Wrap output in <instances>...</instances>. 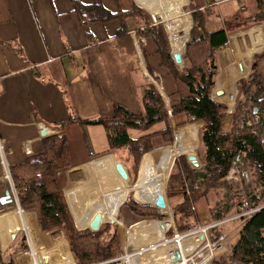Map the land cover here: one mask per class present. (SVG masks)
Returning a JSON list of instances; mask_svg holds the SVG:
<instances>
[{"label": "crops", "instance_id": "obj_1", "mask_svg": "<svg viewBox=\"0 0 264 264\" xmlns=\"http://www.w3.org/2000/svg\"><path fill=\"white\" fill-rule=\"evenodd\" d=\"M186 2L0 0V143L4 148L6 162L2 164L0 160V196L8 191L10 200L0 207L5 212L14 211L10 213L12 216L0 217L1 227L2 224L7 225L9 219L14 221L15 217L19 219L17 225L22 224V213L9 180V166L18 165L28 156L42 152L44 139L54 134L66 137L72 161L71 170L78 168L83 171L81 179L64 189L68 207L73 206L74 215L78 216L77 223H82L79 220L82 215L93 217L99 214L100 221L105 218L104 215L114 216L115 201L129 190L134 191V197L140 204L156 207V200L163 195V184L168 177L162 173V182L159 184V178L154 177L156 169L165 166L171 169L179 156L197 157V154L179 150L180 154L169 164L171 158L168 145L144 152L138 164L135 182L126 184L125 178L117 175L114 169L115 154L123 158L125 148L115 149L110 146L102 125H91L81 120L110 118L117 107L136 113L143 110L142 91L148 75L147 64L153 69L159 59L147 45L149 41L146 33L155 25L152 24V15L161 14L164 19L171 54H182L191 26V16L182 8ZM235 2L248 7L250 12L255 10L253 0H249L251 6L244 0H213L211 3L205 0L191 7L188 2V10L194 12L205 8V5L217 8L222 6L229 15L236 8ZM99 7L107 11L108 15L104 16ZM221 21L223 25V19ZM253 30L251 28L248 31L250 44L244 50L238 48L235 53V66H224L223 75L216 78L213 95L217 101L229 107L236 97V81L247 72L246 61L263 44L262 33L253 35ZM229 36L227 34V38ZM150 53L153 54V66ZM217 90L223 93L216 95ZM191 125L196 126L197 149L199 123L181 127L189 131ZM40 126L45 127L48 134L42 136ZM181 127H174L172 143L174 138L175 141L180 140L184 134L175 137V130ZM130 133L140 135V131ZM76 142L82 153L79 157H74ZM105 151L107 153H103ZM197 161L200 163L198 157ZM166 206L156 208L166 211ZM83 219L85 223L82 224L88 227V219ZM159 222L149 221L144 224L147 233L134 234H151L157 242L163 233L158 228L162 223ZM10 237L7 233L1 237L4 245L0 246L1 251L7 248L6 239ZM180 238L183 237H174L171 242ZM133 243H129L128 248H138ZM175 249L181 255L180 260L188 255L181 254L182 248ZM193 250L195 248L191 252ZM143 256L142 259L136 257L135 260H139L136 264L146 261Z\"/></svg>", "mask_w": 264, "mask_h": 264}, {"label": "trees", "instance_id": "obj_2", "mask_svg": "<svg viewBox=\"0 0 264 264\" xmlns=\"http://www.w3.org/2000/svg\"><path fill=\"white\" fill-rule=\"evenodd\" d=\"M206 1L211 3L213 0ZM191 2L194 4V0H190ZM253 2L255 10L252 12L248 11L246 6L236 5L229 15L223 14L217 7L203 8L191 13L190 35L185 42L184 56L182 55L188 64L184 72L176 69L169 54L168 41L161 24H155L146 33L147 36H151L155 44L159 65L168 70L167 73L173 80L181 82L185 87L183 95H180L178 99L170 100L172 115L176 120L183 119L177 122V126L194 121L202 124L198 131V139L203 149L202 167L194 169L183 160L180 164L175 163L171 170L170 179L174 181V188L179 190L176 195L170 194L171 199L174 197L180 199L178 203L171 200L178 233L187 232L195 226L193 222L195 209L198 205L206 204L205 201L202 203V199L211 195L210 193L219 195L214 204L209 206L211 220H213L211 222L239 212L238 206L241 203L234 204L232 201V197L237 193L223 179L228 174L233 161L241 153H244V166L252 169L255 181L260 187V194L264 195V122L261 124L263 126L258 127L255 132L246 127L236 130L237 128H233L234 122L230 129H226L223 127V119L227 117L226 107L231 112L233 104L231 107L226 105L225 107L212 96L216 73L215 52L225 47L227 34L253 24H260L264 31V0H253ZM99 9L102 13L104 12V16L108 15L107 11L101 7ZM212 16L219 19H223L224 16L223 25L210 28L209 18ZM242 82L241 85L240 80L237 83L239 95L245 94L254 87L255 95L249 97V100L256 103L259 109L257 111H262L261 109H264V51L253 56L251 72L248 79ZM142 103L143 110L139 113L117 107L110 118L81 121L91 125H102L109 145L115 149L125 148L128 151L135 143L150 141V136L155 134L170 140L166 110L157 92L145 86L142 91ZM156 124L161 127L151 131V127ZM131 131H140L141 134L133 137ZM150 149H152L151 144H147L138 152V155ZM118 159L127 169L126 172L132 167L124 163L125 158ZM137 160L138 157H136ZM71 163L65 135L54 134L44 139L42 152L28 156L18 165L9 166V175L20 210L22 209L24 222L28 228L32 227L30 223L28 224L29 220L26 221L25 212L33 211L37 226L42 232L62 230L76 264H90L116 256L121 249L120 251L118 249L117 232L113 224L106 222L104 229L101 224L100 229L96 231L88 227L78 230L74 225L64 197V188L67 184L66 171L72 167ZM165 184L166 180L162 193L167 202V210L162 211L152 206L151 208L160 214L154 217L162 218L164 215L161 212L170 216ZM168 186L173 189V185ZM218 188L224 189L225 192L218 194ZM131 195L138 202L132 193ZM126 196L127 194L123 195L117 204L119 218L132 219L131 215L141 214L140 210L144 211L143 209L151 206L131 203V206L127 207L124 201ZM243 197L248 206L260 205L259 195L253 193L249 184L245 186ZM123 205L128 208V213L122 210ZM232 223H236V232L235 240L230 246L229 257L226 259L227 263L264 264V207L248 217L233 219ZM216 226L209 229L208 238L213 242L222 234L219 226ZM110 231H112L110 238L104 240V235ZM16 242L17 237L5 252H0V264H15L13 253L26 249L27 245L23 237H21V243Z\"/></svg>", "mask_w": 264, "mask_h": 264}, {"label": "rangeland", "instance_id": "obj_3", "mask_svg": "<svg viewBox=\"0 0 264 264\" xmlns=\"http://www.w3.org/2000/svg\"><path fill=\"white\" fill-rule=\"evenodd\" d=\"M205 0H194V4L193 2L190 3V0H187L186 4L183 5V10L185 12H187L188 14H190L189 12L191 10H188V2H189V7L191 6H195V3H203ZM246 1L248 4L250 3L249 0H244ZM208 4V3H207ZM235 6L237 5L236 2L234 3ZM205 5V4H203ZM249 6H251V4H249ZM231 7V6H230ZM207 8H211L208 7L207 5H205L204 9ZM251 9V8H250ZM220 11L226 14V10L224 9V7L220 6ZM192 13V11H191ZM153 17H155V21H152V24H161L163 31L165 33V37L168 41L167 35H166V31H165V27H164V19L161 16V14H156V15H152ZM227 18V17H225ZM224 19V16H223ZM222 23L221 19L219 18H213L210 17L209 18V27H216L218 25H220ZM191 25H192V19H191ZM191 28V26H190ZM254 28L253 30V35L261 32L262 33V40H263V44L262 46H260V50L254 54H252L251 58L249 61H246V66H247V72H245V74L243 75V77H240L237 81H236V97L234 99V103L232 106V111L230 112L228 110V108L226 107L227 105L225 103H221L226 107V115L227 117L225 119H223V127L226 129H230L232 122L235 123L233 128H237L236 130L242 128V127H246L247 129L255 132L258 127L263 126L261 125L264 122V118L259 119L258 121L255 120L254 115L255 114H261L262 112H264V109H261L262 111H257L259 110L256 106V103H253L252 101L249 100V97H251L254 93V87L250 88V90L248 92H246L245 94H241L239 95V84L238 81L240 80V85L241 83H243L242 81H245L248 79L249 73L251 72V65H252V60H253V56L256 54H260L264 51V31L262 30V27L260 24H253L248 26L245 29L242 30H238L236 32H232L229 33V37H228V43L225 45V47H223L222 49H220V51H216L215 52V65H216V73L214 75V86L216 83V78L217 76H222L223 75V71H224V66H228V65H233L235 66V53L237 52V49H241L244 50L246 46H248L250 44V38L248 35V31L249 29ZM159 33V32H158ZM189 33H188V37L187 40L189 39ZM148 41L147 45L150 48L151 52L155 53V44L154 42L151 40V36H147ZM186 40V41H187ZM167 46L169 49V54L170 53V46L169 43L167 42ZM223 50V53L221 54V51ZM185 51V48H184ZM184 51H183V56H184ZM156 58L158 59V55H155ZM172 57V55H171ZM150 58H151V63L153 66V54L150 53ZM173 59V58H172ZM183 59V63L181 65H178L176 62H174L176 69L179 72H184V70L187 67V62H185V59ZM174 61V60H173ZM156 63V61H155ZM155 65V64H154ZM147 73L148 75L146 76V87H151L152 89H154L159 98H161L162 102H163V106L166 110V114H167V122L170 126V133H169V137L170 140H166L164 138L161 137V135H151L149 140L150 141H141L140 143H135L128 151H126V149H124V154H123V158H125L126 162H124L126 165L128 166H132L131 168H129V170L127 171L128 176L127 178H125V182L126 184H131L135 178L137 177V171H138V164L139 161L141 159L142 154H140V156L138 155V152L147 144H151L152 149L148 150H154L160 146L163 145H168V151H169V159L167 157V160L169 159V164L170 162H173V158H175L178 154H180V152H178L179 150L181 152L186 151V153H188L189 151L192 154H197V157L200 161L201 167L203 165V162L201 160V156L203 154V149L201 147V143L199 142V145L196 149V145H197V138H196V126L195 125H191V130L184 127V129L181 126H185L187 124H193V123H199L198 127L200 128V126L202 125L200 122L194 121V122H188V123H183L182 125H178L177 126V122L178 121H182L183 119L181 118L180 120H176L175 117L172 115L171 113V104H170V100L172 98H179L180 95H183L185 93V87L184 85L176 80H173L169 75H168V70L159 65V59L157 61V64L155 65V68L152 69V67L148 66L147 64ZM159 86V87H158ZM213 86V89H214ZM213 89H212V96L213 98L216 100L215 96L213 95ZM217 101V100H216ZM254 109L256 110V112L254 113ZM235 112V113H234ZM161 125L164 126L163 123H161ZM161 125H154L151 127V131H154L155 129H158L161 127ZM174 127H181V128H177L175 130V137H178L179 134L183 133L184 134L182 136H180V140L175 141L174 138V142L173 141V129ZM198 128V131H199ZM149 130V131H150ZM132 132V131H131ZM141 134V133H140ZM131 136L136 137V135H132ZM74 157H79V155H81V149L78 147L77 142L75 143V147H74ZM192 150V151H191ZM145 151V152H148ZM136 157H138V160L136 161ZM243 157H244V153H241L239 156H237V158L233 161L232 166L230 167V170L228 172V174L225 176V178L223 179L229 186H231L233 191H236L235 193H237V195H235L234 197H232V201L234 202V204L236 202H242V200H244L243 197V192L245 190V186L249 184V187L252 189L253 193H256L257 195H259V200H260V205L264 204V195L260 194V187L259 184H257V182L255 181V177L253 175L252 169H250L248 166H244L243 164ZM115 161L116 162H120L118 157H116L115 154ZM165 160V159H163ZM166 160V164L167 161ZM172 160V161H171ZM185 160L187 163V159L185 156H179L177 159H175V161L173 162L172 168H168V166L165 167H158L156 169V173L155 176L156 178H159V181L161 184L162 179L160 178L161 174H167L168 177L166 179V184H165V192H166V197L168 199V203H169V209L171 206V210L172 212H170V216H168L167 214L164 215L162 218H158V217H154L156 215H160L158 214L154 209L151 208V206H149L150 208H145L143 209L144 211L140 210L141 214L139 215H131L132 219H123V218H119L117 217L118 214V209H117V204L120 200V198L127 194V196L125 197V205L128 207H130L131 203L135 204V205H140V206H147V205H141L138 202H136L131 193L134 195V191L129 190L126 191L124 193H122L118 199L115 201V204L113 206V214L114 216H110L107 215L103 218L100 223L103 224L101 227H103V229L105 228V223L108 222L110 224H113L116 227V232H117V241H118V249L120 251L121 248V242L122 244L125 243L127 246V243H131V242H135L133 244H135L134 246H138L139 248H144L143 252H139L136 256H140L142 259V256L148 253H153V252H157L160 251L159 254L155 253V259L154 262L155 264H164L163 262L158 263L159 261V256L162 258L164 256H168L171 259H173L174 261V252H169V251H165L162 252L165 247H167L168 244H172V243H177L179 241H183L188 237H191L193 234L197 233H201L199 230L205 228L206 226H209L208 228H206L205 232L206 235L203 238V241L201 242H196V246H195V250H193L191 253H189L184 260H179L176 264H196L197 261L204 256L205 254H208L210 252L211 254V258L208 259V261L206 262V264L209 262V264H229L227 263L226 259L229 257V253H230V246L231 244L234 242L235 240V232H236V223H232L233 220H231L230 217L238 214L239 212L235 213V214H230L228 215L226 218L224 217L222 220L219 221H215V222H220L219 224H217L219 226L220 231H222V238L217 239L215 242L210 241L209 238L208 240L206 239V236L209 237V229L211 228L210 225L214 222H211L213 220H211V213L209 212V206H212L214 204V202L219 198V195L217 196L214 193H210L211 195H209L208 197L204 198V200L202 199V203L205 201L206 204H202V206L198 205V208L195 209V214H194V227H191L187 232L184 233H178L179 234L177 237L182 236L183 238H180L179 240H176L174 242H171L172 239L176 236L173 237L174 235V230H176V225L174 222V212H173V206L171 203V200L174 201L175 203H178L180 199L174 197L173 199H171V195H176V193L179 191L178 189H175L174 186V181L172 179H170V175H171V170H173V166L174 164H180L182 163V161ZM165 164V163H163ZM190 165V164H189ZM191 166V165H190ZM73 168H70L66 171V176H67V184L65 186H71L73 185L77 180L81 179L83 177V171H81L80 169H75L71 170ZM115 169V166H114ZM169 169V170H168ZM127 170V169H126ZM69 171V172H68ZM116 171V169H115ZM117 173V171H116ZM169 173V174H168ZM118 175V173H117ZM162 175V176H163ZM153 177V178H154ZM10 178V175H9ZM10 182H12L11 178L9 179ZM135 182V181H134ZM8 183V180H7ZM9 184V183H8ZM125 184V183H124ZM169 184L173 185V189L169 188ZM13 187V184H11ZM64 188V189H65ZM13 192L15 191L14 189H12ZM217 190H219L218 194H223V192H225L224 189L218 188ZM159 191H160V187H159ZM161 192V191H160ZM2 193V183H0V195ZM130 193V194H128ZM142 194V193H139ZM233 194V192H232ZM17 197V196H16ZM164 200V207L166 206L165 204L167 203L164 196H161ZM123 201V202H124ZM17 202L18 198H17ZM237 204V203H236ZM18 205L20 206V204L18 203ZM242 205V204H241ZM240 206L239 210H240ZM71 207L69 208L71 217L73 219L74 225L75 227L78 228V230H82L83 227L87 228L85 225H83L82 223H85V219H88V224L89 225L91 219L93 218L92 216L89 215H82L79 216V220L82 221V223H77L76 220L78 219V216L74 215V210ZM120 207V206H119ZM125 207L124 205L121 206L122 210L127 212L129 211L128 208ZM167 208V206H166ZM1 211H0V217H4V216H12L10 213H13L14 211H2V207H0ZM158 209V208H157ZM22 210V209H21ZM160 210V209H159ZM128 213V212H127ZM162 214V213H161ZM16 216V215H15ZM25 217H26V221H28V224L30 223L32 227L29 226V228L26 226L23 216H22V224L21 226L17 223H19V219H17V217H15L16 219H9V223L6 224L7 225H3L2 227L0 226V246L4 247L3 245V241L1 240V237L3 236V234L7 233L8 235H11V237L6 239V244L5 246L7 247L5 250L8 249V247L10 246V244L12 243V236L15 234V238L17 237V244L21 243V237H23L24 242L27 245V248L24 250H29V247H31V250L29 253H27L29 255V257L24 256V254H21L19 257V260L22 262H26L27 260L30 262H32V257L36 259L37 264H40L42 261L44 264H75V260L73 258L72 253L70 252L69 246H68V242L67 240L64 238V234L62 232V230H53L50 232H42L41 230H39L38 226H37V222H36V216L35 213L33 211H26L25 212ZM173 217V219H172ZM230 218V219H229ZM108 219L112 220L113 222H109L107 221ZM119 220L121 223L119 225L118 221ZM149 221H160L163 224H165V229H163V233L161 236V240L154 241V239L152 238L151 234H131L132 229L134 228V226H136L139 223H143L146 224ZM159 222V223H160ZM9 225V227H8ZM8 227V228H7ZM217 227V226H216ZM114 228V227H113ZM112 228V230H113ZM6 229V230H5ZM100 229V228H99ZM31 231V232H30ZM194 232L193 234H189L188 232ZM213 231V230H211ZM176 232V231H175ZM190 232V233H192ZM188 233V234H187ZM109 234V235H108ZM112 234V231H110V233H106L104 235L105 239L107 240L108 238H110ZM132 237V238H131ZM130 238V239H129ZM169 242V243H168ZM207 242L211 243V247L207 246ZM128 243V246L130 245ZM30 244V246H29ZM164 246V248H163ZM123 247V246H122ZM158 249V250H157ZM162 249V250H160ZM24 250L21 251H17L15 253H13V260L16 264V259L15 257L18 256L21 252H23ZM156 250V251H155ZM175 251V250H174ZM0 252H5V251H0ZM212 252V253H211ZM157 255V256H156ZM27 256V255H26ZM158 257V258H157ZM186 258L188 259V261H186ZM19 261V263H21ZM143 264H150L149 262H144L142 261Z\"/></svg>", "mask_w": 264, "mask_h": 264}, {"label": "bare ground", "instance_id": "obj_4", "mask_svg": "<svg viewBox=\"0 0 264 264\" xmlns=\"http://www.w3.org/2000/svg\"><path fill=\"white\" fill-rule=\"evenodd\" d=\"M189 30H190V28H189ZM188 33L189 32H187V37H188ZM167 38H168V36H167ZM168 43H169V46H170V42H169V40H168ZM185 46V45H184ZM184 51V50H183ZM171 53V52H170ZM172 55V57L175 59V61H176V63L177 64H179V63H183V59H182V55H183V52H182V54H180L179 52H175V53H173V54H171ZM217 91H221V90H217ZM217 91L215 92V94L216 95H220V94H217ZM222 92V91H221ZM223 93V92H222ZM221 93V94H222ZM12 183V182H11ZM14 188V187H13ZM144 205H147V204H144ZM149 206V205H148ZM152 207V206H151ZM163 215H166V213H162ZM95 216V215H94ZM93 216V217H94ZM92 220V219H91ZM118 221V223H119V225H120V221L119 220H117ZM158 222V221H157ZM89 226V225H88ZM159 226L160 227H158V228H161L162 230L164 229V226H165V224H163L162 225V223H160L159 224ZM157 229V228H156ZM205 228H203V229H200L199 231L201 232V233H199V234H197V233H195V231L194 232H192L191 234H193V233H195V234H193L191 237H188V238H186L185 240H183V241H180V242H177L176 244L177 245H175V244H168L167 245V247H165V249L162 251V252H165L166 250L167 251H169V252H174V256H175V251H178L177 249H175V248H182V255L184 256V255H187V254H189L190 252H191V250L192 249H194L195 248V246H196V240H198V241H203V238H204V236L206 235V232H205ZM137 232H146L147 233V231H146V228H145V225L143 224V223H140V224H138V225H136L135 226V228H133V230L131 231V233L132 234H134V233H137ZM158 234L161 236V231H160V229H158ZM179 235V234H178ZM132 238V237H131ZM130 239V238H129ZM158 239V238H157ZM122 246L125 248V249H127L128 248V246H126V244L125 243H123L122 244ZM130 247V246H129ZM163 248H164V246H163ZM140 249V248H139ZM158 250V249H157ZM160 250H162V249H160ZM175 250V251H174ZM156 251V250H155ZM141 252V251H140ZM143 252V251H142ZM141 252V253H142ZM159 252L160 251H157V252H153V253H148V254H145L144 256H143V258L146 260V261H149L151 264H155V262H154V259H155V253L156 254H159ZM212 253V252H211ZM138 254V253H137ZM136 254V255H137ZM134 256L133 257V259L131 260V264H136V261L137 260H135L136 259V257L137 256ZM157 256V255H156ZM158 258V257H157ZM175 258V257H174ZM211 258V254H210V252L208 253V254H205L204 256H202L198 261H197V263L196 264H206V262L208 261V259H210ZM32 259V262L34 263V264H37V262H36V259L35 258H31ZM181 259V258H180ZM139 261V260H138ZM137 261V262H138ZM161 262H163L164 264H176L177 262H175V260L173 261V259H171L170 257H168V256H164V257H160L159 256V261H158V263H161ZM41 264H44L43 263V261H42V263ZM181 264V263H180ZM194 264V263H193ZM207 264H209V262L207 263Z\"/></svg>", "mask_w": 264, "mask_h": 264}, {"label": "built area", "instance_id": "obj_5", "mask_svg": "<svg viewBox=\"0 0 264 264\" xmlns=\"http://www.w3.org/2000/svg\"><path fill=\"white\" fill-rule=\"evenodd\" d=\"M189 13H190L189 15L191 16V11ZM153 21H155V20L153 19ZM261 117L264 118V112H262L261 114H255L254 115V118H255L256 121H258L259 119H262ZM3 150H4L3 145H2V143H0V160H1L2 164H6ZM241 204L242 205L240 207L239 213L234 215V216H232V217H230L231 220L237 219V218H241V217H248V216L254 214L256 211H258L260 208H262L264 206V204L257 205V206H248L247 203L245 202V200H242ZM219 223L220 222H214V223H212L210 225V227L212 228V227L216 226ZM208 227L209 226H206L205 229L208 228ZM175 231L176 230H174L173 237L174 236H176V237L178 236L177 231L176 232ZM190 232H192V231H190ZM190 232H188V233L191 234ZM222 237H223L222 235L219 236L220 239ZM206 239L208 240L207 236H206ZM206 245L211 247L210 246L211 245L210 242H207ZM29 246H30V244H29ZM120 249H121V252L118 255L110 257V258H107V259H103V260H100V261H96V262H93V263H90V264H131V260L133 259V257L137 253H139L140 251H143L144 248H140L139 250H136L138 248H127V249H125L124 247L121 246ZM30 250H31V247H29V250H24L19 255L24 254L25 258L29 257V255L27 253H29ZM18 256L15 257L16 264H34L31 261L29 262L28 260L26 262H24V261L21 262L19 260ZM19 261L21 263H19ZM186 261H188L187 258H186Z\"/></svg>", "mask_w": 264, "mask_h": 264}, {"label": "water", "instance_id": "obj_6", "mask_svg": "<svg viewBox=\"0 0 264 264\" xmlns=\"http://www.w3.org/2000/svg\"><path fill=\"white\" fill-rule=\"evenodd\" d=\"M153 19L155 20V17H153ZM172 58H173V57H172ZM173 60H174V62H176L174 58H173ZM221 93H222L221 91H217V94H221ZM253 112L255 113L256 110L254 109ZM40 127H41V135H42V136H45L46 134H48V131L45 130V129H46L45 127H43V126H40ZM186 159H187L188 163H189L194 169H198V168L201 167V164L198 163V161H197V157H196L195 155H190V156H188ZM115 169H116L117 173H118L122 178H127V172H126V170H125V168H124V166H123L122 163H120V162H116V164H115ZM9 201H10V200H9V192H8V191H5L4 195L0 196V205L2 206V205H4V204L8 203ZM141 205H144V204H141ZM163 205H164V200H163V198H162L161 196H159V197L157 198V200H156V207L163 206ZM263 207H264V206H263ZM100 218H101V217H100L99 214H95V216H94V217L92 218V220L90 221L88 228H89L90 230H92V231H96V230H98L99 226L101 225V223H100ZM172 219H173V217H172ZM110 222H112V221H110ZM15 236H16L15 234L12 236V240L15 239ZM0 251H1V250H0ZM180 258H181V255H180L179 251H175V258H174L175 262L179 261ZM75 264H76V263H75Z\"/></svg>", "mask_w": 264, "mask_h": 264}]
</instances>
